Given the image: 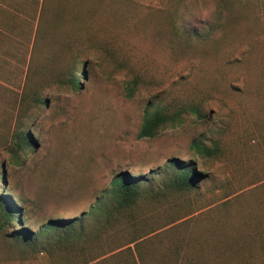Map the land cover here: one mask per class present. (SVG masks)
Masks as SVG:
<instances>
[{
    "label": "rangeland",
    "instance_id": "rangeland-1",
    "mask_svg": "<svg viewBox=\"0 0 264 264\" xmlns=\"http://www.w3.org/2000/svg\"><path fill=\"white\" fill-rule=\"evenodd\" d=\"M168 1L0 0V137L22 95L46 96L26 121L37 147L12 163L0 143V193L30 209L33 233L49 218H79L112 174L125 170L148 177L156 193L144 207L145 228L137 224L144 236L137 249L129 245L137 264L135 250L142 264L189 257L212 263L224 247L218 240L230 242L241 233L236 228L247 230L245 223L264 208L257 204L264 199V0L223 34L187 44L170 39L162 11ZM211 19V9L199 8L188 25L199 28ZM81 63L80 88L65 87L63 75L77 69L78 77ZM133 75L145 81L129 98L125 86ZM157 98L168 104L204 98L206 116L186 115L154 138L139 139L143 108ZM214 141L222 147L219 158L193 148ZM173 157L195 162V171L204 173L190 192L161 189L166 178L156 173ZM225 196L230 200L223 206ZM2 236L0 264L82 258L76 249L50 256L42 239L34 244ZM131 251L92 264H127Z\"/></svg>",
    "mask_w": 264,
    "mask_h": 264
},
{
    "label": "trees",
    "instance_id": "trees-1",
    "mask_svg": "<svg viewBox=\"0 0 264 264\" xmlns=\"http://www.w3.org/2000/svg\"><path fill=\"white\" fill-rule=\"evenodd\" d=\"M257 1L259 0H169L162 10L165 27L171 36V41L175 44L207 43L214 39V34H223L226 28L244 18L248 9L255 6ZM199 8L211 9V22L199 28H191L188 25L189 17ZM248 57L250 56L247 55V59ZM77 71V69H71L68 74L63 75L65 87L80 88L79 79H84V63H81V74L74 78L73 73ZM144 81V76L133 75L126 83V96L132 97ZM45 97L38 92L30 96L22 95L13 124L5 136L3 135L4 138L0 137L1 146L12 163H17L23 153L37 147L26 121L30 110L45 105ZM204 105V98L179 104H168L159 98L150 99L143 108L142 124L137 138H154L161 130L181 123L186 115L203 119L206 116ZM193 148L208 158H219L222 155V147L215 141L211 143V146L196 142L193 143ZM166 163L164 167H161L160 172L156 173L166 178L161 188L163 191L190 192L196 188L198 180L204 176L202 171H195L196 163L193 161L184 162L173 157ZM0 181H3L1 165ZM147 183L149 182L146 176H133L126 170L117 171L112 174L108 184L99 190L88 209L79 218H49L34 233L27 227L30 209L16 196L0 193V234L5 238L26 240L34 244L42 239L46 243L42 250L50 256L57 253L65 255L71 252L69 250L76 249L82 258H78L75 262L73 261L75 258L66 259L65 261H68L66 264H92L96 260L105 262L106 258L115 257L124 250L131 251L130 244L134 243L137 249V241L144 236L142 234L144 225L149 219L144 207L145 205L148 207L149 199L156 196ZM228 197L225 196L222 199ZM229 200H224L223 206L227 205ZM257 204L264 205V199H259ZM209 212L211 211L208 210V215ZM258 212L260 213H257L255 221L245 223L247 230L242 231L236 228L241 233L231 237L230 242L225 240L227 238L225 236L220 238L218 242H222L224 246L220 257L216 256L212 258V263L208 261L206 264L215 262L218 264H264V208ZM137 224L143 225L144 228L138 230ZM14 225L17 227L14 228ZM87 225H90V228H87ZM123 227L130 229L128 234L125 235ZM153 232L150 230L147 234ZM227 232L225 228H218L217 233L225 235ZM125 246L127 247L122 249ZM135 253L142 264V256L137 250ZM55 261L59 263L61 259L57 258ZM124 261L127 264H137L134 256L132 257V251L131 259L126 257ZM179 264H198V261L189 257Z\"/></svg>",
    "mask_w": 264,
    "mask_h": 264
}]
</instances>
